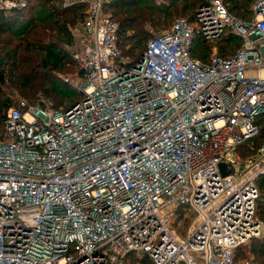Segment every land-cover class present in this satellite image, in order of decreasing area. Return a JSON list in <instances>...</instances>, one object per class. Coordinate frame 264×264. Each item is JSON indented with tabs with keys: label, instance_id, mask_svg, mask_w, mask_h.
I'll use <instances>...</instances> for the list:
<instances>
[{
	"label": "built area",
	"instance_id": "2783aa9c",
	"mask_svg": "<svg viewBox=\"0 0 264 264\" xmlns=\"http://www.w3.org/2000/svg\"><path fill=\"white\" fill-rule=\"evenodd\" d=\"M107 2L90 0L71 31L82 99L65 109L21 101L3 119L0 264H125L129 254L244 264L236 249L264 235L255 214L264 145L244 161L237 152L264 111V0H252L249 20L205 0L130 65ZM26 5L0 0V13ZM226 31L239 38L232 55L190 56L196 35ZM185 211L195 219L181 238Z\"/></svg>",
	"mask_w": 264,
	"mask_h": 264
},
{
	"label": "trees",
	"instance_id": "16d2710c",
	"mask_svg": "<svg viewBox=\"0 0 264 264\" xmlns=\"http://www.w3.org/2000/svg\"><path fill=\"white\" fill-rule=\"evenodd\" d=\"M59 1L27 0L26 7L13 11L8 17L0 13V139L4 137L3 119L10 107L24 110L20 107L21 101L27 105H48L44 98L50 100L51 105L48 106L56 109L71 95L67 83L57 78L55 73L66 71L69 56L77 66L71 51L65 46L73 44V35L68 25H79L84 20L88 4L77 3L63 8ZM204 1L169 0L168 4L159 5L153 0H108L104 11L118 24V46L121 56L129 59L130 65L138 61L147 40L152 37V32L147 27L159 33L169 28L176 17L192 21L198 6ZM221 1L235 18H251L252 0ZM219 42L223 43L221 48L218 47L217 54L223 57L232 55L239 46V38L230 31L211 42L203 41L196 35L190 56L208 62L210 52L207 47ZM77 73L81 75L78 68ZM6 84H12L23 98L13 103L8 97H4L3 86ZM82 97L83 92L70 106L79 102ZM255 122L259 127L258 134L238 146L237 152L242 158L253 155L258 147L264 145V111L256 117ZM255 182L259 190L255 214L264 221V176H258ZM187 221L189 220L184 219V222ZM242 248L243 246L238 247L236 252L238 254L241 251V257L248 264H264V237L253 238L245 249ZM126 258V264L150 263L146 256L137 259L135 255L129 254Z\"/></svg>",
	"mask_w": 264,
	"mask_h": 264
},
{
	"label": "rangeland",
	"instance_id": "374dc122",
	"mask_svg": "<svg viewBox=\"0 0 264 264\" xmlns=\"http://www.w3.org/2000/svg\"><path fill=\"white\" fill-rule=\"evenodd\" d=\"M154 3L156 4H159V5H164V4H168L169 3V0H153ZM89 2L90 0H83L82 2H74V4H77V3H87L88 6H89ZM72 5V4H71ZM181 17V16H179ZM178 18V17H176ZM175 18V19H176ZM174 19V20H175ZM78 26L77 24L74 26L71 24L68 25V29L70 28V31H72V29L74 27ZM148 31L152 34L151 36H153L154 34H156L158 31L156 30H153L152 28L150 27H147ZM223 42H219L217 44L213 43L211 44L209 47H207V51L210 52V56L212 55L213 51H215L216 53L218 52V47L221 48V44ZM72 44H69V45H65L66 48L70 51V47H71ZM209 55V53H208ZM210 58V57H209ZM69 61V62H68ZM68 61L66 63L67 67H66V71L62 70L60 72H56L55 75L57 78H60L63 82L67 83L68 85V89L70 90V97H67L63 100V105H61L60 107H57L56 109H65L66 107H69L70 104H72L74 101L78 100L81 96V92H82V84H81V80L78 78L79 75L77 73V66L74 64V62L71 60V57L69 56L68 58ZM3 92H4V97H8L9 99H11V101L14 103V101H16L17 99L19 98H23L21 95H20V92L12 85V84H6L5 86H3ZM44 102L47 103L48 105H51L50 104V100H47V99H44ZM240 156V160L241 161H244L246 157H241L240 153L238 154ZM248 157V156H247ZM264 176V175H262ZM260 197H261V192H260ZM188 211H185L184 212V215L181 216V219L182 220L179 225L175 228V233L177 235H179L181 238H184L188 232V230L192 227V224L194 223V219H195V216L192 215V213H188ZM187 214V215H186ZM184 219H188L189 221L187 222H184ZM260 220V219H259ZM263 223L264 221L261 220ZM264 237V235H263ZM248 245V244H247ZM247 245H244L242 249H245V247ZM241 249V250H242ZM241 252V251H240ZM240 252L237 254L236 252V260L238 262H243L244 264H248L247 261H245L241 255H240ZM239 255V257H238ZM144 257H138L137 259H142ZM128 262V259L126 258L124 263L126 264ZM134 264H138V263H134ZM144 264H151V263H144Z\"/></svg>",
	"mask_w": 264,
	"mask_h": 264
},
{
	"label": "water",
	"instance_id": "95a60500",
	"mask_svg": "<svg viewBox=\"0 0 264 264\" xmlns=\"http://www.w3.org/2000/svg\"><path fill=\"white\" fill-rule=\"evenodd\" d=\"M220 168H221L222 174L226 175L225 166L224 165H220Z\"/></svg>",
	"mask_w": 264,
	"mask_h": 264
}]
</instances>
